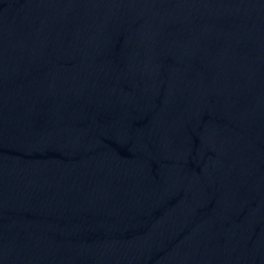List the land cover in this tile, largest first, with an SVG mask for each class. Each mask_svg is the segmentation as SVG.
<instances>
[{"label":"water","instance_id":"1","mask_svg":"<svg viewBox=\"0 0 264 264\" xmlns=\"http://www.w3.org/2000/svg\"><path fill=\"white\" fill-rule=\"evenodd\" d=\"M0 264H264V0H0Z\"/></svg>","mask_w":264,"mask_h":264}]
</instances>
